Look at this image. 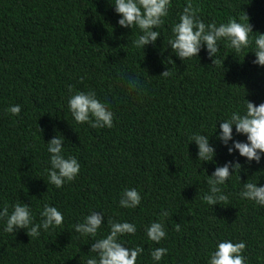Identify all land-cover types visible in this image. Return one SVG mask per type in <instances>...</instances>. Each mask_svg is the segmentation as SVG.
<instances>
[{
    "label": "trees",
    "instance_id": "obj_1",
    "mask_svg": "<svg viewBox=\"0 0 264 264\" xmlns=\"http://www.w3.org/2000/svg\"><path fill=\"white\" fill-rule=\"evenodd\" d=\"M115 0H0V210L16 203L30 206L33 223L44 204L64 216L63 227L3 231L0 220V264H85L91 244L110 232L109 219L136 225L124 235V247L141 246L137 264H157L151 251L166 247L159 264H207L209 253L224 240L243 241L246 264H264V207L242 199L245 182L264 186V154L248 162L238 150L229 154L217 139L220 123L234 111L246 112V100L264 103V66L254 64L255 45L236 55L220 41L213 65L206 45L198 57L182 61L168 44L172 27L191 2L205 24L227 23L246 13L253 33L264 34V0H172L155 46L136 48L140 29L124 28ZM246 55V56H245ZM169 70L171 75H161ZM139 78L136 89L129 78ZM69 87L72 92H69ZM94 91L113 112L114 127L78 124L68 100L76 92ZM20 105L18 116L7 111ZM207 135L213 161L198 159L192 135ZM64 137V155L75 156L81 171L61 189L48 182L47 142ZM233 140L247 142L233 126ZM239 162L222 185L228 201L208 205L209 176L218 166ZM230 171L232 169L230 168ZM125 188L143 197L135 209L121 208ZM164 219L167 239L156 244L145 228ZM92 211L104 214L96 237L74 229ZM176 223L181 231L176 232Z\"/></svg>",
    "mask_w": 264,
    "mask_h": 264
},
{
    "label": "clouds",
    "instance_id": "obj_2",
    "mask_svg": "<svg viewBox=\"0 0 264 264\" xmlns=\"http://www.w3.org/2000/svg\"><path fill=\"white\" fill-rule=\"evenodd\" d=\"M172 0H115V12L121 16L118 24L124 28H139L142 35L133 41L136 48L144 49L145 46L152 44L161 36L157 30L165 24V19L169 15ZM200 9L189 2L183 11L179 14V22L172 27L174 38L168 41L172 52L182 61L198 57L201 48L206 45L209 57L212 58L213 65H221L217 57L220 41H226L228 47L234 50L236 55L243 53L246 49L255 45L254 51L256 59L254 64L264 66V34L256 36L255 40L250 38L253 33L252 26L249 23V17L245 13L241 20L246 23L237 22L236 19H229L227 23L216 22L205 24L200 19L198 13ZM246 56V55H245ZM161 75L169 76L170 71H164ZM130 88L136 89L139 85V78L133 80L129 78ZM69 92L72 88L69 87ZM68 107L72 117L78 124H88L95 129L114 127L113 112L105 103L100 102L94 91L76 92L68 100ZM13 115L18 116L21 112L20 105L11 106L7 109ZM233 126L237 134L245 135L247 142L233 140ZM220 134L217 139L225 146L229 141L233 145L228 147L229 154L238 150L240 156L247 158L248 162L261 161V155L264 154V103L255 105L246 100V112L241 115L239 111H234L230 118L222 121L219 125ZM190 140L198 146V159L211 162L215 156V148L210 146L207 135H192ZM47 152L49 155L50 167L46 169L48 182L57 189L64 187L65 183L76 180L81 171V165L75 156L64 155V137H53L47 142ZM230 168L232 171H230ZM241 170L239 162H228L224 166H218L212 173L207 183L209 191L202 199L208 205L226 203L228 195L224 194L222 185L230 179L231 175ZM240 198L253 201L255 204L264 207V186H257V183L245 182L243 190L239 193ZM143 197L136 188H125L121 193L119 206L121 208L135 209L141 205ZM161 220L153 221L145 228L147 238L160 244L162 240L167 239V231L164 226V219L169 216L167 210L160 213ZM41 220L39 223H33L30 206L25 203H16L13 211L9 214L8 206L5 205L0 210V220L5 221L3 231L14 233L18 229H24L27 235L32 238L40 236V230L47 232L50 228L63 227L64 216L55 207L44 204L40 212ZM104 214L98 211H92L84 218L82 223H77L74 229L82 237H96L98 230L103 226ZM110 225L109 234L102 239L95 240L91 244L90 251L96 256L89 257L85 264H137L138 257L144 252V248L137 246L134 248L124 247L120 242V237L124 235H135L136 225L130 222H116L111 219L107 221ZM175 231L180 232V223H176ZM246 250V244L241 242H232L224 240L216 245L214 251L209 253L207 264H246V257L243 255ZM153 261L157 264L168 255L166 247H158L150 253Z\"/></svg>",
    "mask_w": 264,
    "mask_h": 264
}]
</instances>
